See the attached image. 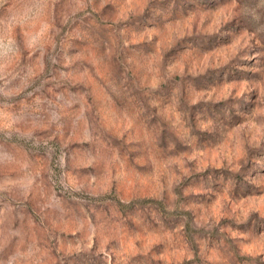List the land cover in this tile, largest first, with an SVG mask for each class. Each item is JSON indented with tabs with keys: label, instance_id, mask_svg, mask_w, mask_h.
<instances>
[{
	"label": "rangeland",
	"instance_id": "obj_1",
	"mask_svg": "<svg viewBox=\"0 0 264 264\" xmlns=\"http://www.w3.org/2000/svg\"><path fill=\"white\" fill-rule=\"evenodd\" d=\"M0 264H264V0H0Z\"/></svg>",
	"mask_w": 264,
	"mask_h": 264
},
{
	"label": "clouds",
	"instance_id": "obj_2",
	"mask_svg": "<svg viewBox=\"0 0 264 264\" xmlns=\"http://www.w3.org/2000/svg\"><path fill=\"white\" fill-rule=\"evenodd\" d=\"M42 34H43V30H42L41 33H38V34H37V37H34V38H33V43H35V41H36V39L39 37V35H42Z\"/></svg>",
	"mask_w": 264,
	"mask_h": 264
}]
</instances>
